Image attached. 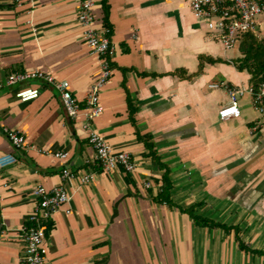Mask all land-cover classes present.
<instances>
[{
    "label": "crops",
    "instance_id": "0c3cea01",
    "mask_svg": "<svg viewBox=\"0 0 264 264\" xmlns=\"http://www.w3.org/2000/svg\"><path fill=\"white\" fill-rule=\"evenodd\" d=\"M190 1L95 0L93 25L108 30L113 52L93 128L130 154L131 174L102 170L82 115L68 117L51 85L0 88V156L15 158L0 168V264H21L37 184H62L71 194L47 227L46 264H264V115L246 95L239 117L219 119L227 88L248 85L249 74L236 67L238 45L225 48ZM77 9V0H0V82L12 71L38 69L67 80L84 108L99 62L82 40ZM257 31L264 34V17ZM29 85L39 95L16 99L15 90ZM4 128L20 132L26 147L13 148ZM135 129L150 137L162 168ZM64 167L69 180L61 179ZM164 167L173 205L152 198ZM189 207L228 229L196 225L183 211Z\"/></svg>",
    "mask_w": 264,
    "mask_h": 264
},
{
    "label": "built area",
    "instance_id": "2783aa9c",
    "mask_svg": "<svg viewBox=\"0 0 264 264\" xmlns=\"http://www.w3.org/2000/svg\"><path fill=\"white\" fill-rule=\"evenodd\" d=\"M77 2L76 21L82 27V40L89 50L98 57L99 62L98 76L85 97L84 108H80L77 99L72 95L67 80H57L52 75L38 69L12 71L2 83L0 82V88L18 85L29 80H38L51 85L57 90L68 117L76 119L82 115L81 126L87 131L88 143L93 148L94 158L102 170H120L131 174L135 170V163L130 154L126 151L114 150L93 128V121L103 110L99 102V93L112 72L113 46L107 35L108 30L106 28L96 29L93 25L95 0H77ZM190 9L196 18L204 21L207 30L225 48H229L238 43L241 34L245 32L257 34L258 18L264 17V0H191ZM38 95V88L30 85L20 87L14 92L15 98L19 101H29ZM246 95L251 98L253 108L259 114L264 115V82H262L256 89H253L250 84L227 88V102L217 112L219 119L227 120L239 117V99ZM2 131L13 148L26 147V142L20 132L6 128ZM38 151L60 159L67 157L66 151L50 152L45 149ZM14 161L15 158L11 154L1 155L0 168ZM60 175L62 180H69L73 177V173L66 167L61 169ZM89 179V174L80 177L82 183L88 182ZM143 185L145 188H149L151 183L146 180ZM32 195L35 199L34 207L27 217L29 224L22 229L24 244L21 264H46L44 244L47 227L53 214L63 205L69 204L71 194L62 184L52 187L37 184L32 189ZM69 211V208L64 209L65 213Z\"/></svg>",
    "mask_w": 264,
    "mask_h": 264
},
{
    "label": "trees",
    "instance_id": "16d2710c",
    "mask_svg": "<svg viewBox=\"0 0 264 264\" xmlns=\"http://www.w3.org/2000/svg\"><path fill=\"white\" fill-rule=\"evenodd\" d=\"M107 6L104 5V11H106ZM239 52L241 56L236 59V67L239 70H246L249 74V84L253 87V89H256V87L264 82V34L261 36H258L256 33L252 32H245L241 34L240 39L237 43ZM203 57L199 56V64H198V71L201 70L202 67V59ZM212 61V59H208ZM182 71L177 70L176 73L180 75ZM128 114L129 118L134 125V117L133 112L134 108L130 105L128 102ZM135 135L136 138L143 142L144 147L148 150L147 155L153 159L159 167H163L159 161V158L156 154V151L154 150L153 144L150 141V137L145 134H140L135 129ZM165 168V167H164ZM160 187L156 195L152 196L153 200L156 201H162L167 203L168 205H173V203L170 200L169 196V190L171 188V183L168 178V172L167 168H165L161 178H160ZM191 220L199 226H208V227H221L223 229H228L225 225L214 222L211 219H208L206 217L199 216L197 214H194L193 207H189L186 209H183ZM29 224L28 222L26 225ZM239 245L245 249H247V246L239 242ZM264 254V253H263Z\"/></svg>",
    "mask_w": 264,
    "mask_h": 264
},
{
    "label": "rangeland",
    "instance_id": "374dc122",
    "mask_svg": "<svg viewBox=\"0 0 264 264\" xmlns=\"http://www.w3.org/2000/svg\"><path fill=\"white\" fill-rule=\"evenodd\" d=\"M262 29H263V24H262ZM257 35H258V36H261V34H260V33H258V31H257Z\"/></svg>",
    "mask_w": 264,
    "mask_h": 264
}]
</instances>
